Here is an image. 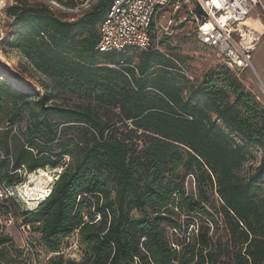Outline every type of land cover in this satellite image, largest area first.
Here are the masks:
<instances>
[{
  "label": "trees",
  "instance_id": "obj_1",
  "mask_svg": "<svg viewBox=\"0 0 264 264\" xmlns=\"http://www.w3.org/2000/svg\"><path fill=\"white\" fill-rule=\"evenodd\" d=\"M10 1L14 30L1 50L50 84L34 97L0 81V187L61 171L32 211L5 199L0 213L23 217L50 253L71 236L84 247L78 262L46 264H264V106L236 72L221 63L189 80L172 51H141L136 63L130 49L99 53L110 0L82 16ZM180 170L195 193L186 195ZM182 216L209 226L187 237ZM220 224L224 241L208 235ZM23 255L0 234V264Z\"/></svg>",
  "mask_w": 264,
  "mask_h": 264
},
{
  "label": "rangeland",
  "instance_id": "obj_2",
  "mask_svg": "<svg viewBox=\"0 0 264 264\" xmlns=\"http://www.w3.org/2000/svg\"><path fill=\"white\" fill-rule=\"evenodd\" d=\"M28 2L30 4L44 3L46 5H49L48 3L54 2L59 6L64 5V1L62 0H28ZM10 5H13V2L10 0H6L5 7L0 10V41L1 39L6 38V36L10 35V33L14 30V28H12L13 18L5 14V9ZM192 7L193 5H191V2H187L186 0H174L171 3L169 8L163 13V16L159 22L165 27L168 19L170 18L172 24L168 27L166 31H163L158 37L155 35L153 36L151 49L158 50L161 53L170 55L171 51L172 53L178 54L184 60L181 66L183 68L181 73H183L189 80H196L200 79L205 72L211 70L212 68L220 66L221 62L217 58L214 50L202 46L197 41V39L191 34V30L193 27L191 25L192 13L194 12L198 14V10L195 8L192 9ZM54 10L59 11L60 13H65L56 8H54ZM190 11L192 13H190ZM3 49L4 50L2 51L0 44V81H2L3 75H6L9 71H11L12 76L14 78L18 80H26L28 82L29 91H27V93L34 97L41 96L44 92L43 86L49 85V80L45 76L34 71V69L30 65H28L22 55L15 51L11 52L8 49L7 45H5ZM139 52L141 51L130 49L128 52H126V55L132 58L133 63H136L137 54ZM234 75L241 82L245 81V79L240 76V74L234 73ZM252 86V88L257 87L256 80L253 82ZM245 88L247 89L246 86ZM247 90L252 92L250 89ZM70 101L79 102V100L77 99H70ZM13 133H15V131ZM257 158L259 160V155L257 156ZM257 162L258 161H256L254 165H256ZM251 164L252 161H249L245 164L243 173L249 170ZM43 170V174H41L39 170L29 174L26 172L23 173L22 182L12 186L11 188L0 187V191L6 195V197L4 196L5 198L3 197L2 199L4 201L5 199H11L15 203V207L19 210L20 213L32 211L36 204L40 200H42V198H45L48 195L53 186V183L57 179V175L61 171V168L59 167L53 170L50 168H46ZM185 175V172L183 170H180L178 176L182 181L186 195L195 193V185L193 178L190 175ZM39 187L47 191L45 194H43L44 197H38L37 199L39 200H36L35 202L31 201L32 203L29 202L28 198L26 197L27 193L32 192L33 189ZM2 199L0 200V203L3 201ZM213 203L218 206L216 201ZM8 204L9 202H7V205ZM14 216L12 215L14 223H16V225H6L4 224V219L6 215H2V213H0V226H2V229L0 228V234L7 235L12 239L14 250H23V257H21L20 259H16L18 264H32L31 261L33 260V255L34 260L37 264H46L50 258L58 257L57 255H61L64 259H73L76 262L81 260L83 256L84 247L81 244L74 246L75 237L71 236L67 239H62L60 242V248L58 250V253L60 254H54L50 253L46 249L44 244L40 241V236L37 233H32V236L31 233L29 234L31 236L30 241L32 242L30 248L32 249V252L30 257L27 251H24L25 249H23V236L17 226L24 221V218L21 216L15 218ZM140 216L141 215L137 212H133L132 214L133 218H139ZM187 222H189V228L188 230H186V236L190 238L196 232L197 226H201L203 228L209 226L207 222L199 220L196 217H193L192 219L191 217L188 219L185 216L180 217V223L182 225L185 226V223ZM221 228V224L219 225V228L216 232L215 229L213 231V229L210 228L208 235H211L214 240L218 239L220 241H224V232ZM184 231L185 227L182 228V235L179 236V238L182 240L184 238ZM174 235L175 232L171 231L169 233L170 239L171 236L174 238ZM26 256H28L29 258H27Z\"/></svg>",
  "mask_w": 264,
  "mask_h": 264
},
{
  "label": "built area",
  "instance_id": "obj_3",
  "mask_svg": "<svg viewBox=\"0 0 264 264\" xmlns=\"http://www.w3.org/2000/svg\"><path fill=\"white\" fill-rule=\"evenodd\" d=\"M64 5L48 3L67 14L82 16L91 11L101 0H62ZM174 0H110L105 16L101 20L96 49L99 53L124 52L127 49L147 51L152 47L153 36L166 31L160 24L163 13ZM182 1V0H180ZM185 1V0H184ZM193 5L191 34L204 47L213 49L219 61L232 71L252 69L253 41L245 29L246 20L252 15L264 17V0H186ZM6 0H0V10ZM191 9V10H192ZM179 65V64H177ZM181 72L183 68L179 66ZM183 74V73H182ZM264 90V81L261 82ZM6 197L0 191V200ZM4 197V198H5ZM3 200V199H2ZM6 225H16L11 214L4 219ZM23 236V249L31 255V227L17 225ZM75 244L78 239L75 236ZM60 254V253H56ZM31 257V256H30ZM32 264H37L32 257Z\"/></svg>",
  "mask_w": 264,
  "mask_h": 264
},
{
  "label": "crops",
  "instance_id": "obj_4",
  "mask_svg": "<svg viewBox=\"0 0 264 264\" xmlns=\"http://www.w3.org/2000/svg\"><path fill=\"white\" fill-rule=\"evenodd\" d=\"M245 29L248 38L253 41L252 69L238 70L236 73L245 79L242 83L264 106V90L261 87V82L264 81V17L258 18L257 15L252 14L245 22ZM255 80L257 87L252 88Z\"/></svg>",
  "mask_w": 264,
  "mask_h": 264
},
{
  "label": "bare ground",
  "instance_id": "obj_5",
  "mask_svg": "<svg viewBox=\"0 0 264 264\" xmlns=\"http://www.w3.org/2000/svg\"><path fill=\"white\" fill-rule=\"evenodd\" d=\"M2 80L5 81V82H7V83H9L16 90H23V91H26V92L29 91L28 82L26 80H18L16 78H14L12 76V72L11 71H9L8 74L3 75L2 76ZM39 172L41 174H43L44 173V170H39ZM30 179H31V177H30ZM46 192L47 191H45L44 189H42V188L39 187V188L33 189L32 192L27 193V196L26 197L28 198L29 202H31V201H34L35 202L36 200H39V199H37L38 197L39 198L44 197L43 194H45Z\"/></svg>",
  "mask_w": 264,
  "mask_h": 264
},
{
  "label": "water",
  "instance_id": "obj_6",
  "mask_svg": "<svg viewBox=\"0 0 264 264\" xmlns=\"http://www.w3.org/2000/svg\"><path fill=\"white\" fill-rule=\"evenodd\" d=\"M60 173V172H59ZM49 194V193H48Z\"/></svg>",
  "mask_w": 264,
  "mask_h": 264
}]
</instances>
